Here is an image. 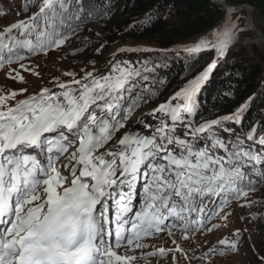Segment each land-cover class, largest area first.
I'll use <instances>...</instances> for the list:
<instances>
[{"label": "snow or ice", "instance_id": "1", "mask_svg": "<svg viewBox=\"0 0 264 264\" xmlns=\"http://www.w3.org/2000/svg\"><path fill=\"white\" fill-rule=\"evenodd\" d=\"M35 7L0 31V69L16 64L39 76L24 61L62 49L107 14L85 0H38ZM223 7L221 29L179 50L193 61L214 51L213 60L147 114L155 123L137 121L143 130L127 121L157 91L139 87L148 79L142 74L149 71L147 60L137 67L114 53L107 71L93 61V70L81 68L82 75L64 71L70 80L51 78L55 90L0 91V264H180L181 257L191 264L195 234L227 227L208 224L217 216L228 221L234 213L225 209L233 202L253 207L250 194L264 185V135L256 125L244 132L228 126L243 123L248 102L216 119H196L201 87L244 31L241 17L232 21L237 9ZM7 75L27 84L16 69ZM244 231L222 236L197 259L216 264L213 257L238 253L242 239H250ZM157 239L172 247L155 246ZM259 261L264 264V256Z\"/></svg>", "mask_w": 264, "mask_h": 264}, {"label": "trees", "instance_id": "2", "mask_svg": "<svg viewBox=\"0 0 264 264\" xmlns=\"http://www.w3.org/2000/svg\"><path fill=\"white\" fill-rule=\"evenodd\" d=\"M85 3L96 12L107 13L102 19L92 21L107 42L118 44L131 40L163 52L145 59L149 71L142 74L148 79H141V82H147V88H155L167 98L212 60V56L200 54L195 61H184L180 55L173 54L174 49L213 31L226 16V10L210 0H85ZM226 3L230 7L249 6L257 12L263 22L258 29L264 35V0H228ZM150 15L152 20L148 21ZM100 46H90L87 51L95 54ZM145 60L136 66L140 67ZM198 101L196 119L200 122L233 113L248 102L242 114L243 123H229L228 126L244 132L256 125L258 135H264V53L255 47L252 53L230 49L201 87Z\"/></svg>", "mask_w": 264, "mask_h": 264}, {"label": "rangeland", "instance_id": "3", "mask_svg": "<svg viewBox=\"0 0 264 264\" xmlns=\"http://www.w3.org/2000/svg\"><path fill=\"white\" fill-rule=\"evenodd\" d=\"M226 3L228 0H222ZM38 3V0H0V11H3L5 14L0 15V31H2L7 25L16 22L18 20L25 19L27 16L31 15L32 12L36 11L35 4ZM227 4V3H226ZM222 6V5H221ZM223 7V6H222ZM238 7V6H233ZM249 7V6H248ZM25 8L29 10L25 12ZM251 16L253 24L258 28L262 26L263 22L251 7ZM16 13H20L16 15ZM237 17H241L238 22V28L244 29L243 32L239 33L238 38L235 40L234 44L230 49L244 50L247 53H252L254 47L259 49L260 52L264 53V42L260 40V37L248 26L247 23V12L242 10L240 12H234L232 15V21H236ZM225 18L220 22V24L211 32L190 39L189 41L181 44L176 47L173 51V54L180 55L182 59L189 60L187 54L179 51L185 46H190L193 43L198 42L200 39L209 37V35L215 30L221 29L225 25ZM98 34V35H97ZM103 45V48H100L99 53L91 54L87 50L90 46L97 47ZM140 47V48H150L154 51L149 52H135V53H121L118 50L121 47ZM117 53L116 59H127L132 61L134 64H139L141 60L149 59L151 57H156V55H162L163 52H160L156 47L146 45L144 43H138L131 40H122L118 44H111L107 42L102 32L96 27L92 22L83 26L78 35H76L72 40H70L62 49L52 51L48 56H39L32 57L29 60L24 61L29 68L33 69L34 72L40 73L39 76L34 75L33 72H24L19 69L18 65L13 64L10 66L11 69H16L20 71L22 75L25 76L27 84H21L19 82L13 81L7 75V71L10 70L9 66H6L5 69H0V91L2 90H18L21 87H27L28 92L24 93V96L38 92L43 87L52 88L55 90L54 85L50 82L51 78L59 77L61 80L67 81L70 80V77H65L62 75L64 71H75L81 73V68L86 67L88 71L93 70L92 62H95V68L100 71H107L110 69L111 65L109 61H112L113 54ZM201 54H207L214 58V51H205ZM160 59H163L166 63L167 60L163 56ZM211 60V61H212ZM88 62L86 65L85 62ZM15 73H13L14 75ZM79 78V76L77 77ZM147 82L140 81L139 87H144ZM187 82H184L178 90L183 87ZM148 91L152 90L148 88ZM24 96H18L17 99H22ZM161 91H156L155 95L151 97L150 102L146 104H141L133 113L130 114V118L127 121L128 125L133 126L134 128L142 129V125L137 121L143 119L147 123H155L152 120V117L147 115L151 110L157 107L160 103L165 102L167 97ZM124 130H121L123 132ZM117 135H120L118 133ZM224 137L227 136L226 133H221ZM250 142H246V145ZM59 166V164H58ZM260 189L255 193L250 195L256 201L251 209L241 208L237 202H233L230 207L226 208L225 211L233 212L234 215L229 216L228 221H222L219 217H214L208 224V227L211 228L213 224H223L226 223L227 227L216 229L213 232L204 231L203 233H197L193 237V249H195V254L193 255L192 250H189V255H192L191 264H210L208 261H202L197 259L203 251L208 247L214 246L217 244V241L222 236H228L231 238V233L236 229H247L248 231L243 232V237L247 239V243H244L243 239L241 241L242 248L236 254H229L225 257H213V260L216 261V264H260L259 256H264V185H257ZM211 207V205H209ZM250 213L256 214V219H253ZM240 217H244L243 220ZM179 235V233H177ZM152 244L155 246H164L172 247L171 242L164 244L162 240H154ZM203 245L204 247H201ZM255 246V253L252 248ZM187 246V242H185ZM153 248L150 246L144 251H152ZM139 256V251L137 252ZM179 256V254H177ZM170 259V257H169ZM139 264H145L143 260ZM152 264H157L156 260H152ZM159 264H168V259L160 260ZM180 264H188V261L184 260L183 257L180 259Z\"/></svg>", "mask_w": 264, "mask_h": 264}, {"label": "water", "instance_id": "4", "mask_svg": "<svg viewBox=\"0 0 264 264\" xmlns=\"http://www.w3.org/2000/svg\"><path fill=\"white\" fill-rule=\"evenodd\" d=\"M212 3L217 5H225L226 3L222 0H210ZM229 8L237 9L235 12H240L242 10H246L247 16L249 13H251L250 8L248 6H238V7H230L228 4H226ZM224 8V7H223ZM225 9V8H224ZM252 18V16H251ZM251 18H247L248 26L260 37V39L264 42V35L260 32V30L250 21ZM259 33V34H258Z\"/></svg>", "mask_w": 264, "mask_h": 264}, {"label": "bare ground", "instance_id": "5", "mask_svg": "<svg viewBox=\"0 0 264 264\" xmlns=\"http://www.w3.org/2000/svg\"><path fill=\"white\" fill-rule=\"evenodd\" d=\"M252 23H253V21H252V18H251V20H250ZM261 40V39H260Z\"/></svg>", "mask_w": 264, "mask_h": 264}]
</instances>
